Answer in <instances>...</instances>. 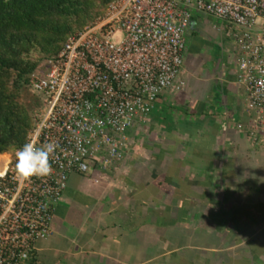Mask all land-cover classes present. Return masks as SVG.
Listing matches in <instances>:
<instances>
[{
  "label": "crops",
  "instance_id": "crops-1",
  "mask_svg": "<svg viewBox=\"0 0 264 264\" xmlns=\"http://www.w3.org/2000/svg\"><path fill=\"white\" fill-rule=\"evenodd\" d=\"M229 32L192 13L183 88L133 123L113 168L69 174L27 264H264V155L247 136Z\"/></svg>",
  "mask_w": 264,
  "mask_h": 264
},
{
  "label": "built area",
  "instance_id": "built-area-1",
  "mask_svg": "<svg viewBox=\"0 0 264 264\" xmlns=\"http://www.w3.org/2000/svg\"><path fill=\"white\" fill-rule=\"evenodd\" d=\"M193 12L230 25L236 79L253 116L247 136L264 155V0H114L29 77L42 109L27 141L56 149L52 172L43 178L18 182L15 160L8 156L1 164L0 264H27L35 242L52 234L69 174L116 165L133 123L146 118L162 92L183 88Z\"/></svg>",
  "mask_w": 264,
  "mask_h": 264
},
{
  "label": "trees",
  "instance_id": "trees-1",
  "mask_svg": "<svg viewBox=\"0 0 264 264\" xmlns=\"http://www.w3.org/2000/svg\"><path fill=\"white\" fill-rule=\"evenodd\" d=\"M114 0H0V156L27 141L38 114L23 98L29 77L66 39L104 16ZM27 91V92H28Z\"/></svg>",
  "mask_w": 264,
  "mask_h": 264
},
{
  "label": "clouds",
  "instance_id": "clouds-1",
  "mask_svg": "<svg viewBox=\"0 0 264 264\" xmlns=\"http://www.w3.org/2000/svg\"><path fill=\"white\" fill-rule=\"evenodd\" d=\"M55 149L56 146L52 143L37 146L31 141H27L18 148L14 165L17 181L28 182L32 177L43 178L50 175L52 172L50 159ZM21 259H27V254H23Z\"/></svg>",
  "mask_w": 264,
  "mask_h": 264
},
{
  "label": "rangeland",
  "instance_id": "rangeland-1",
  "mask_svg": "<svg viewBox=\"0 0 264 264\" xmlns=\"http://www.w3.org/2000/svg\"><path fill=\"white\" fill-rule=\"evenodd\" d=\"M186 62H189V65L187 67H189L190 71L194 72V70L196 69L195 72H198L199 67H200V61L197 60V65H195V61L193 60V58H191L190 60H188ZM184 65H185V63H184V55H183V64L181 66V70L183 69ZM27 91H28L27 89H23V98L25 100V103L27 104V106L30 109H32V111L34 113L39 114L40 110L42 109V97H41V95L39 93H35V92L31 93L30 91H28V92ZM138 131L140 132V130H138ZM139 132L137 133L135 131L136 136L135 135L133 136L134 139H139L141 137H143V138L148 137V135L147 136H145V135L141 136ZM130 138H131V136H130ZM1 157H4V156H1ZM4 160L0 159V164H2L4 162Z\"/></svg>",
  "mask_w": 264,
  "mask_h": 264
}]
</instances>
